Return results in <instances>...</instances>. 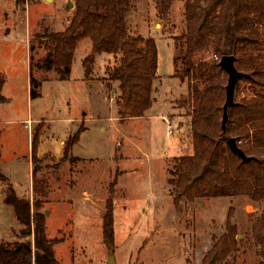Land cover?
<instances>
[{"label": "rangeland", "instance_id": "374dc122", "mask_svg": "<svg viewBox=\"0 0 264 264\" xmlns=\"http://www.w3.org/2000/svg\"><path fill=\"white\" fill-rule=\"evenodd\" d=\"M75 12L76 0H0V74L7 76L3 89L7 102L0 104V121L16 122L0 123V141L6 152L9 146L17 150L16 156L9 153L1 162V170L5 175L16 174L19 197L28 196L32 174L28 134L36 123L27 120L48 121L41 152L51 145L61 149V136L72 125L68 119L79 120L73 124L78 128L86 127L74 154L91 163L79 164L75 157L62 161L50 155L38 163L37 175L45 178L38 177L37 187L42 190L47 235L59 240L54 247L58 260L62 264H109L113 255L115 264H202L227 233L230 221L237 228L238 244L220 264H264V228L259 224L264 199L243 195L189 200L169 183L173 158L195 151L191 108L182 104L192 80L175 75L174 61L178 54L174 36L186 30L185 0H175L163 17L155 0H131L126 14L129 34L154 37L159 57L155 100L145 116L136 118L121 119L118 114L119 83L110 77L121 55L94 54L91 81L87 79L84 62L94 53L90 39L79 43L64 78L59 72L38 68L50 46L43 34L64 31ZM260 54L264 70V41ZM203 56L208 65L217 61L213 51ZM200 57L195 55V59ZM30 68L39 81L33 96L28 88ZM257 94H264L261 86L240 80L234 99L251 100ZM164 117L174 122L173 136L167 133ZM75 168L83 171L79 181L73 175ZM49 185L61 186L56 196L66 201L49 195ZM4 189L0 182V240L14 241L22 236L23 227L13 207L4 203ZM85 190L89 196L84 195ZM111 198L114 251L103 240V216ZM30 234L34 241L32 229Z\"/></svg>", "mask_w": 264, "mask_h": 264}, {"label": "trees", "instance_id": "16d2710c", "mask_svg": "<svg viewBox=\"0 0 264 264\" xmlns=\"http://www.w3.org/2000/svg\"><path fill=\"white\" fill-rule=\"evenodd\" d=\"M19 1V0H17ZM175 0H155L161 17L169 14ZM131 0H76V12L64 31L46 32L49 52L38 68L56 71L64 78L70 72L74 52L84 39L92 42L94 53L86 57L85 74L92 71L96 53L120 56V63L111 73L119 83V117L145 116L154 102V81L158 78V46L154 37L129 34L127 12ZM186 30L174 36L176 76L190 78V93L183 106L191 108L194 154L176 156L169 170V183L179 188L187 199L250 196L264 199V94L251 100L243 99L230 105L228 121L223 127L226 102L227 72L219 62L225 55L236 57L238 70L249 74L241 80L264 89V70L260 49L264 41V0H185ZM213 51L217 61L209 64L204 53ZM199 53L200 58L195 59ZM32 59V58H31ZM33 66V64H32ZM62 72V73H61ZM7 76L0 74V104L7 102L3 94ZM240 81V80H239ZM238 81V82H239ZM237 82V84H238ZM39 86L31 76V95ZM237 86V85H236ZM80 129L66 142L65 158L79 142ZM234 138L249 158L244 160L228 144ZM40 130L33 136V180L38 191L37 149ZM0 182L5 186L4 203L12 206L22 225V236L14 241L0 240V264H62L54 247L58 239L49 238L44 201L37 195L19 197L8 176L1 171ZM259 224L264 228V216ZM223 234L204 256L202 264H220L238 244L237 228L230 221ZM33 230L34 241L30 238ZM103 240L114 251V202L109 199L103 216ZM264 241V238H263Z\"/></svg>", "mask_w": 264, "mask_h": 264}, {"label": "crops", "instance_id": "0c3cea01", "mask_svg": "<svg viewBox=\"0 0 264 264\" xmlns=\"http://www.w3.org/2000/svg\"><path fill=\"white\" fill-rule=\"evenodd\" d=\"M52 72V71H51ZM92 73H93V71H92ZM92 73L89 75V76H87V79L89 80V81H91L89 78L92 76ZM1 74H3V73H1ZM157 74H158V72H157ZM31 76H32V70H31V68H30V76H29V78H30V84H29V89L31 90ZM4 89V88H3ZM28 89V90H29ZM165 118V117H164ZM118 119H120L119 117H118ZM25 121V120H24ZM24 121H20L21 123L22 122H24ZM27 121H29L30 123L32 122V123H36V126L35 127H37L36 128V131L37 130H40V141H39V145H38V149H37V156H38V158H40V160L41 159H43V158H45L47 155H50L51 157H54V158H56V159H59V160H62V161H66V160H68V162H70L71 161V159H72V157H75V158H78L79 159V164H83V163H86V162H89V163H91V161L89 160V159H87V158H84V157H81V156H78V155H75L74 154V151H75V149H76V146L78 145V143L76 144V145H74L73 146V148L70 150V153H69V156L67 157V158H65V154H66V142L68 141V139L74 134V133H76V132H78L80 129H81V126H80V128H78L76 125H73V124H75V123H78L79 122V120H74V119H68L67 120V122H69V123H72V125H71V127L70 128H68L67 129V131L65 132V133H63V136H61V141H60V144L59 145H61V149L58 151V149H57V147L56 146H54V145H51L50 146V148L47 150V151H44V152H41V143H42V138H41V136H42V134L45 132V126H46V122L48 123V121L47 120H44V119H38L37 121H34V120H32V119H28ZM165 121H166V118H165ZM2 122H5V123H11V124H14V123H16L14 120H9V119H7V120H3V121H0V123H2ZM35 127L33 128L32 127V129L29 131V134H28V164H29V171H30V173L32 172V174H30L31 176H30V186H29V194H28V197H30L31 198V201L33 202L34 201V195H36V194H39V193H41V188H39V190L38 191H36L35 192V190H34V183L32 182V179H33V168H34V163H33V143H32V141H33V135L35 134ZM86 129V127L83 129V130H85ZM10 133H12V134H16V132L15 131H10ZM1 134H2V132H1V130H0V139H1ZM0 144H1V162L2 161H5L7 158H8V155H9V153H11V154H13V156H16V155H14V154H16V152H17V150H16V148L14 147V146H9V148H8V150H7V152L5 151V148H4V145L2 144V142L0 141ZM12 156V157H13ZM12 157H10V158H12ZM18 157V156H17ZM9 158V159H10ZM67 163V162H66ZM2 171V170H1ZM70 171H71V168H70ZM73 171V175H78L77 177H78V181L80 180L79 179V176H80V174L83 172V171H81V170H79V168L77 169V168H75V170H72ZM41 174H39V179H42V178H45L43 175L42 176H40ZM6 176H8V178L10 179V182L13 184V186H14V188H15V190H16V192H17V194H18V186H17V184H16V182L17 181H15V178H16V174L15 173H13L12 171L8 174V175H6ZM32 177V178H31ZM13 181V182H12ZM50 181V179L48 180V182ZM48 184H50V182L48 183ZM52 184V183H51ZM62 188H61V186H57V188H54V186H50L49 185V189H48V191H47V193L49 194V195H51V196H56V195H58L57 193L61 190ZM84 195H90V193H89V191H87V190H85L84 191ZM57 197V196H56ZM58 198V197H57ZM57 198H55V199H57ZM45 199H50L49 197H47V198H45ZM59 202L61 201V202H63V201H66L65 199H60V198H58L57 199ZM47 223H48V221H47Z\"/></svg>", "mask_w": 264, "mask_h": 264}, {"label": "water", "instance_id": "95a60500", "mask_svg": "<svg viewBox=\"0 0 264 264\" xmlns=\"http://www.w3.org/2000/svg\"><path fill=\"white\" fill-rule=\"evenodd\" d=\"M69 6L72 7V2H69ZM236 57L234 55H225L221 58L219 64L220 66L227 72L228 74V83L226 86V102L223 108V127L226 126L228 121V109L230 105L233 104L235 98V88L237 82L242 78H249V74L242 72L237 69L235 65ZM231 149L240 155L244 160H248L249 158L245 155L244 151L238 147L236 140L234 138L229 139L228 141ZM109 264H115L114 256H110Z\"/></svg>", "mask_w": 264, "mask_h": 264}, {"label": "built area", "instance_id": "2783aa9c", "mask_svg": "<svg viewBox=\"0 0 264 264\" xmlns=\"http://www.w3.org/2000/svg\"><path fill=\"white\" fill-rule=\"evenodd\" d=\"M166 122H167V133L169 136H173L175 134L174 122L168 118H166Z\"/></svg>", "mask_w": 264, "mask_h": 264}]
</instances>
